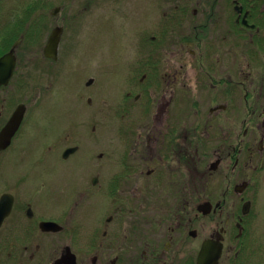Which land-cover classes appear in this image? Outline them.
I'll list each match as a JSON object with an SVG mask.
<instances>
[{"label":"flooded vegetation","instance_id":"1","mask_svg":"<svg viewBox=\"0 0 264 264\" xmlns=\"http://www.w3.org/2000/svg\"><path fill=\"white\" fill-rule=\"evenodd\" d=\"M65 1L0 0V57H14L0 133L24 109L0 149V264H197L206 241L216 264H264V0H93L106 14L74 20L122 38L123 102L105 122H45L39 137L29 103L13 99L19 49L39 47L47 89L34 104L49 117L70 48ZM227 24L234 43L215 49ZM90 104L97 117L96 94Z\"/></svg>","mask_w":264,"mask_h":264},{"label":"rangeland","instance_id":"2","mask_svg":"<svg viewBox=\"0 0 264 264\" xmlns=\"http://www.w3.org/2000/svg\"><path fill=\"white\" fill-rule=\"evenodd\" d=\"M92 1L93 0L65 1L64 11L67 21V26L65 28V38L66 43L68 42V44H70V48L64 54L66 61L63 63L59 62L60 64L57 63L61 68H63L65 75L63 77H58L56 82L58 83L59 80L60 82L64 83V86L60 87V90H62L60 98L56 97L54 100V97L52 96L53 112L50 113L49 117H45L42 107L39 108L40 103L37 105L34 104V96L39 92V90L44 91L47 89L46 80L44 81V77H41L43 72H45L44 68H46V66H44L45 64L42 63L43 61H41L39 56L37 57L31 55L32 51H38L39 47H30L27 44L26 46H21L19 49L21 51V57L18 59L15 80L18 84L17 89H19L21 93H19L17 96L13 95V99L18 100L19 98L20 100L27 101V103L30 105L29 112H31L32 108L31 113H33V116L32 118L28 119L29 121L27 120V125L30 123L29 127H33L34 125L37 128L36 131H40V135H38L37 132V135L35 136H41V128H43L42 125L45 122V126L51 125L53 128L58 126V123H77L79 122V118L81 121L86 122H105L107 121L106 117L109 113L107 105L111 104L112 102V106L116 111L118 105L123 102L124 95L121 91L124 89V77H120L118 80V75L116 73V71L125 70L124 65L117 63L121 62L123 57L120 54L122 50L120 49L119 44L115 43V41H118L120 37L115 38L104 36V32L101 29H95L94 31L90 32V25L82 27L80 26L79 28L81 29H79L78 23H75L74 20L75 18H81L83 23H85L89 19L95 6H98V10L104 11L101 12L102 14H106L105 3L98 4V1ZM178 4L180 7L181 2H178ZM231 34H233V32L227 24L226 28L223 30V33L214 37L215 39H218L215 43L216 47L214 48L216 49L218 46H222V44H226L225 46H230V44L234 43V40L229 39ZM244 35L248 36V33L243 31V38L245 37ZM121 41L122 38H120L119 42ZM248 41V38L242 39L240 41L241 45H243L242 49L244 46H247ZM107 42L114 43L113 55L109 52L110 48L108 47ZM69 46L67 45V47ZM247 57L249 58V55ZM252 63H254V60H252ZM190 69L191 73H194L195 69L193 67H190ZM261 72L262 70L260 65H258V73ZM106 73L109 78L114 77L108 86V77L106 76ZM97 74L98 76L95 77ZM39 75L40 77H38ZM70 77H82V80L86 81L85 84L83 82L80 83L81 85L84 84L86 88V92L83 93H89L90 96L88 94H84L82 98L76 96L74 91L75 88L73 86L74 80ZM94 79L95 84L92 85ZM121 79L123 81H121ZM57 89L58 86L56 85V90ZM109 90L111 91L109 92ZM95 94L98 98V107L95 109L97 117L90 118V112H88V110H90L89 106H94L90 103L91 97L93 98ZM2 98L3 97L0 98V103ZM128 101H133L132 96L128 99ZM0 110L2 109L0 108ZM57 111L60 112L56 113ZM52 113L55 114L51 115ZM58 114H60V118ZM4 164V161L2 158H0V169L4 166ZM5 166H11L10 160ZM6 168L9 169V167Z\"/></svg>","mask_w":264,"mask_h":264},{"label":"water","instance_id":"3","mask_svg":"<svg viewBox=\"0 0 264 264\" xmlns=\"http://www.w3.org/2000/svg\"><path fill=\"white\" fill-rule=\"evenodd\" d=\"M60 29L55 28L52 31L50 36L48 47L46 52H54L59 38ZM14 68V57L11 53L4 54L0 57V86L8 82L9 78L12 75ZM24 113L23 105H20L16 108L13 116L10 118L9 122L3 128L0 133V149H3L8 146L9 140L17 130L22 116ZM6 207V208H5ZM9 204L6 201V197L3 196L0 201V221L5 215L4 210H8ZM2 213V214H1ZM220 255V247L211 241L204 242L200 253L197 258V264H216Z\"/></svg>","mask_w":264,"mask_h":264}]
</instances>
